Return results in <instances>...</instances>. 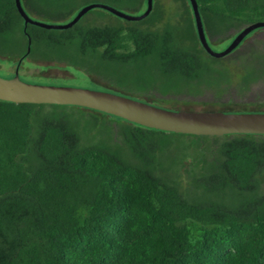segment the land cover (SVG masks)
I'll return each mask as SVG.
<instances>
[{"label": "trees", "instance_id": "obj_1", "mask_svg": "<svg viewBox=\"0 0 264 264\" xmlns=\"http://www.w3.org/2000/svg\"><path fill=\"white\" fill-rule=\"evenodd\" d=\"M171 2L173 19L154 0L139 21L95 8L57 30L0 0V58L16 71L25 60L63 63L150 104L244 96L264 83V51L229 65L241 45L210 56L190 1ZM196 2L209 42L229 45L264 22V0ZM97 3L147 9V0H21L29 17L54 24ZM0 264H264V135L165 133L81 106L0 100Z\"/></svg>", "mask_w": 264, "mask_h": 264}, {"label": "water", "instance_id": "obj_2", "mask_svg": "<svg viewBox=\"0 0 264 264\" xmlns=\"http://www.w3.org/2000/svg\"><path fill=\"white\" fill-rule=\"evenodd\" d=\"M189 1L201 45L212 57L227 56L237 49L250 33L264 29V22L248 25L234 37L226 49L217 52L212 49L207 39L196 0ZM153 2L154 0H147L146 11L138 15L119 11L105 4H90L82 8L69 22L47 24L29 17L22 7L21 0H15L16 7L27 24L57 30L72 27L95 8L106 10L128 21H139L150 14ZM0 100L13 103L81 106L114 115L137 127L165 133L205 136L264 135V112L168 110L108 91L26 83L21 80L18 71L7 78L0 76Z\"/></svg>", "mask_w": 264, "mask_h": 264}, {"label": "rangeland", "instance_id": "obj_3", "mask_svg": "<svg viewBox=\"0 0 264 264\" xmlns=\"http://www.w3.org/2000/svg\"><path fill=\"white\" fill-rule=\"evenodd\" d=\"M160 3L164 6L166 20L173 19L176 9L175 4H173L171 0H160ZM123 12L138 15L133 12ZM47 24L54 23L48 22ZM231 35L233 37L235 33L232 32ZM230 40L231 39L229 38L221 42L210 41V44L213 50L220 52L227 48ZM241 45H243V47L239 49L238 53L226 59L225 62L228 65L234 58L241 54H251L253 52L264 51V30H256L249 35ZM230 69L236 77H239L242 74V68L237 66V64L230 65ZM15 71L16 69L10 60L0 58L1 77H10ZM18 72L21 80L30 84L77 87L108 91L128 96L126 93L116 90L115 88L106 87V84L100 79L89 76L82 70L66 67L63 63H42L25 60ZM154 100L155 103L153 105L168 110L253 112L252 110H264V83L261 82L254 85L249 93L244 96L239 95L236 90L230 89L224 92L221 96H216L211 92H208L201 97H190L186 95L178 97H162L155 95ZM140 101L146 102L142 99Z\"/></svg>", "mask_w": 264, "mask_h": 264}, {"label": "flooded vegetation", "instance_id": "obj_4", "mask_svg": "<svg viewBox=\"0 0 264 264\" xmlns=\"http://www.w3.org/2000/svg\"><path fill=\"white\" fill-rule=\"evenodd\" d=\"M259 30H264V29H259ZM244 45V44H243ZM243 45H241L240 47H239V49H241V47H243ZM252 89V88H251Z\"/></svg>", "mask_w": 264, "mask_h": 264}]
</instances>
